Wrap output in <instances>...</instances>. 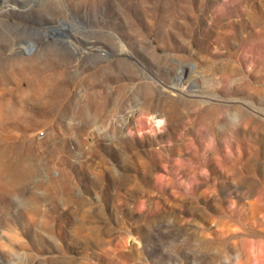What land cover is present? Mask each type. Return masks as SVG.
Listing matches in <instances>:
<instances>
[{
    "label": "rangeland",
    "instance_id": "1",
    "mask_svg": "<svg viewBox=\"0 0 264 264\" xmlns=\"http://www.w3.org/2000/svg\"><path fill=\"white\" fill-rule=\"evenodd\" d=\"M0 264H264V0H0Z\"/></svg>",
    "mask_w": 264,
    "mask_h": 264
},
{
    "label": "bare ground",
    "instance_id": "2",
    "mask_svg": "<svg viewBox=\"0 0 264 264\" xmlns=\"http://www.w3.org/2000/svg\"><path fill=\"white\" fill-rule=\"evenodd\" d=\"M159 121H161V120H159ZM159 121H158V122H159Z\"/></svg>",
    "mask_w": 264,
    "mask_h": 264
}]
</instances>
